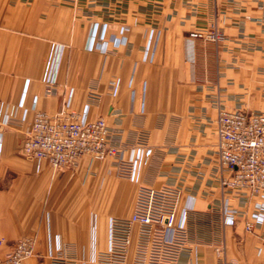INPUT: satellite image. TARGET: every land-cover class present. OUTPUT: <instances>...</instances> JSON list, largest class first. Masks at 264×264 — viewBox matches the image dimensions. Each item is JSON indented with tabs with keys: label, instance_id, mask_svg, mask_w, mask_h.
<instances>
[{
	"label": "crops",
	"instance_id": "0c3cea01",
	"mask_svg": "<svg viewBox=\"0 0 264 264\" xmlns=\"http://www.w3.org/2000/svg\"><path fill=\"white\" fill-rule=\"evenodd\" d=\"M212 24L224 42L190 37ZM70 91L74 110L119 134L125 160L148 137L135 180L112 158L57 170L23 154L34 112L56 114ZM220 110L264 114V0H0V257L29 237L36 255L24 264H51L59 246L76 264H103L110 220L129 218L147 186L176 188L180 212L190 208L191 251L176 264H260L264 197L229 184Z\"/></svg>",
	"mask_w": 264,
	"mask_h": 264
},
{
	"label": "built area",
	"instance_id": "2783aa9c",
	"mask_svg": "<svg viewBox=\"0 0 264 264\" xmlns=\"http://www.w3.org/2000/svg\"><path fill=\"white\" fill-rule=\"evenodd\" d=\"M192 38L220 43L225 36L217 29L194 32ZM51 63L46 77V93L58 95L57 65ZM73 92L63 95L62 107L56 114L35 111L24 134L22 152L28 158L47 160L53 168L75 169L80 160H115L118 175L135 180L143 159L152 156L148 137L140 136L136 155L125 160L126 146L119 134L104 118L89 120L87 109L79 113L72 107ZM218 157L222 169L232 172L229 182L235 188H246L252 196L264 197V114L220 110L216 119ZM2 144L0 138V155ZM190 208L180 212V191L140 186L133 214L129 218H112L109 226V247L98 256L103 264H176L179 256L191 251L187 230ZM259 220V219H257ZM251 229L252 224H248ZM137 230L135 250L130 260V247ZM35 239L17 240L2 257L0 264H24L36 255ZM223 255L222 245L215 248ZM51 264H76L59 246L51 256ZM260 264H264V259Z\"/></svg>",
	"mask_w": 264,
	"mask_h": 264
},
{
	"label": "rangeland",
	"instance_id": "374dc122",
	"mask_svg": "<svg viewBox=\"0 0 264 264\" xmlns=\"http://www.w3.org/2000/svg\"><path fill=\"white\" fill-rule=\"evenodd\" d=\"M213 28L219 30L220 32H222V33L224 34V36H225V40H226L227 36H226V34L224 33V31L218 29V28L216 27L215 24H212V25L210 26V29H211V30H212ZM210 29H209V30H210ZM190 37H191V34H190ZM191 38H192V37H191ZM197 39H199V38H197ZM202 40H203V39H202ZM225 40H224V41H225ZM224 41H223V42H224ZM220 43H222V42H220Z\"/></svg>",
	"mask_w": 264,
	"mask_h": 264
}]
</instances>
